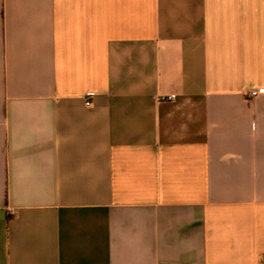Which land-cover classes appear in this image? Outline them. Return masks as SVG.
<instances>
[{"label": "crops", "instance_id": "crops-1", "mask_svg": "<svg viewBox=\"0 0 264 264\" xmlns=\"http://www.w3.org/2000/svg\"><path fill=\"white\" fill-rule=\"evenodd\" d=\"M0 264H264V0H0Z\"/></svg>", "mask_w": 264, "mask_h": 264}, {"label": "built area", "instance_id": "built-area-1", "mask_svg": "<svg viewBox=\"0 0 264 264\" xmlns=\"http://www.w3.org/2000/svg\"><path fill=\"white\" fill-rule=\"evenodd\" d=\"M256 95H257L256 92H251V93L248 94V97H254V96H256ZM174 98H175V95H168V96H162V97H160L159 99H160L161 101H171V100H173ZM86 105H89V103L86 102Z\"/></svg>", "mask_w": 264, "mask_h": 264}]
</instances>
